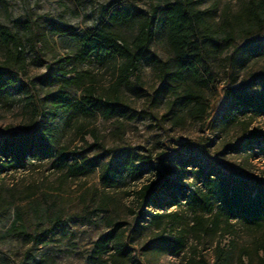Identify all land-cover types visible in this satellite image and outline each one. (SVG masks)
<instances>
[{
  "label": "rangeland",
  "instance_id": "obj_1",
  "mask_svg": "<svg viewBox=\"0 0 264 264\" xmlns=\"http://www.w3.org/2000/svg\"><path fill=\"white\" fill-rule=\"evenodd\" d=\"M109 1L0 0V24L22 42L24 61L16 72L25 83L23 90L0 92V137L47 121L53 127L54 149L63 151L68 164L74 158L78 164H90L83 173L72 174L53 157L0 171V264H95V243L105 235L111 241L101 259L108 264H264L259 246L263 230L223 219L214 227L207 213L202 214L207 226L192 228L193 214L185 204H168L166 210L177 216L162 217L158 227L150 213L141 217L139 212L154 207H146L135 193L141 184L163 179L143 165L146 157L165 176L185 185L194 178L180 161L186 168L193 163L216 173L235 170L264 178V141L252 139V134H264V115L237 111L225 94L227 87L260 88L253 75L264 72V5L255 8L260 0H196L203 11L197 34L207 44L215 78L201 73L207 84L201 90L196 86L200 105L193 109L185 84L162 75L146 60L140 61L138 74L115 91L117 62L94 57L78 62V42L70 34L53 33L56 24L72 26L78 33L92 31L103 22L102 6ZM120 1L149 13L167 0ZM113 28L128 39L135 32L130 24ZM150 50L169 71L176 70L161 26L154 31ZM4 51L0 42V62ZM48 72H81L84 86L94 85L105 101L117 95L120 104L109 117L103 109L53 108L48 94L62 90L78 99L83 88H63L57 79L48 82ZM128 152L143 171L124 173L113 185L104 183L102 166H123ZM172 194L173 189L160 187L157 199L168 202ZM161 233L183 236L185 248L175 255L163 252L157 243ZM117 247L127 250L120 254Z\"/></svg>",
  "mask_w": 264,
  "mask_h": 264
},
{
  "label": "trees",
  "instance_id": "obj_2",
  "mask_svg": "<svg viewBox=\"0 0 264 264\" xmlns=\"http://www.w3.org/2000/svg\"><path fill=\"white\" fill-rule=\"evenodd\" d=\"M254 1L251 0L253 3ZM195 3L196 0H167L159 10L154 8L148 13L130 4H123L120 0H111L102 6L103 22L92 31L78 33L75 28L66 24H56L52 29L56 34H70L78 42L79 48L74 56L78 62H85L93 57L102 61L112 59L117 62L115 65L118 80L112 85L115 91L119 85L128 81L130 75L138 74L140 61L146 60L154 68L159 69L162 75L175 76L185 84L187 101L193 103L191 108L199 109L201 96L195 89L196 86L200 88L207 84L201 73H206L211 80L215 78V74L209 64L207 44L197 34L203 22V11L198 9ZM254 5L255 8L262 7L264 0L255 2ZM124 24L135 27V32L129 39L113 28ZM159 26L164 30L165 41L174 58L176 70L169 71L167 64L150 50L154 31ZM0 42L5 47L3 60L0 62V92L9 88L23 90L25 83L18 80L16 72L24 61L21 39L8 27L0 24ZM261 48L264 51V46ZM253 76L258 79L260 86L258 91L237 86L227 87L225 94L231 106L237 111L261 116L264 115V72H258ZM83 77L81 72H75L74 76H66V72L63 74L48 72L45 75L48 82L57 79L61 81L63 88L69 86L83 88V95L78 99L67 97L62 90L48 94L51 106L64 110L78 107L90 112L103 109L105 116H112L116 111V105L120 104L117 95H114V101L103 100L95 93L94 85L84 86ZM252 136L255 141H264V134ZM54 137L52 124L47 121L23 133L12 130L1 136L0 171L10 167H23L30 159L43 160L55 157L61 166H68L70 173H83L90 164L87 161H84L83 165L78 164L75 158L73 163L68 164V157L63 151L54 149ZM183 162H179L183 170L187 174L191 173L194 178L190 185L180 183L173 176H165V171L155 167L152 160L146 157L143 165H148L147 168L153 169L159 179L161 177L163 179L159 183L151 179L136 190V196L144 201L146 207H154L152 212H149L150 210L139 212L141 217L150 213L156 225L160 227L162 217L171 220L177 216L174 211L166 210L168 204H185L193 214L192 228H204L208 222L202 214L207 213L212 215L210 224L214 227L218 226L220 219L226 223L235 220L248 229L263 230L264 234V178L235 170L216 173L193 163L190 165L191 168H186ZM163 169L166 170V166ZM141 171L143 170L140 165L131 162L128 152L123 166L106 163L102 166L100 177L104 183L113 185L124 173L136 175ZM160 187L174 190L171 200L164 203L158 201L157 193ZM110 241L109 235L96 241L94 254H98V258H94L95 264H108L106 260L101 259V255L108 252ZM157 243L163 252L175 255L185 248L186 240L181 235L161 233L157 237ZM259 246L264 251V240L259 242ZM115 250L124 254L127 248L117 247Z\"/></svg>",
  "mask_w": 264,
  "mask_h": 264
}]
</instances>
